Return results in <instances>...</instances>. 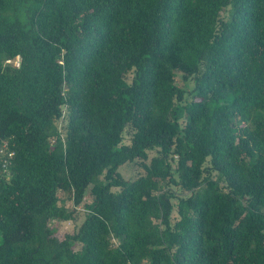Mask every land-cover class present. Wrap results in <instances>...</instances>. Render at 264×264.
<instances>
[{"label":"trees","instance_id":"obj_1","mask_svg":"<svg viewBox=\"0 0 264 264\" xmlns=\"http://www.w3.org/2000/svg\"><path fill=\"white\" fill-rule=\"evenodd\" d=\"M0 264H264V0H0Z\"/></svg>","mask_w":264,"mask_h":264},{"label":"rangeland","instance_id":"obj_2","mask_svg":"<svg viewBox=\"0 0 264 264\" xmlns=\"http://www.w3.org/2000/svg\"><path fill=\"white\" fill-rule=\"evenodd\" d=\"M228 16H229L228 15V9H226L222 12V18L224 20H226V19H228ZM18 64H19V61H17L15 65L17 66ZM131 78H132V76H130L129 79H131ZM176 82H177V84H179L181 86L185 85V82L183 81L180 73H178V76L176 78ZM124 143L130 144V137L128 135H126ZM153 155H155V153H150V157H152ZM140 163L141 162L137 161V162L126 164L125 166L121 167L120 172L123 174L124 178H126V179H132V180L137 179L139 176L146 174L145 170L143 169V167L141 166ZM60 196H61V198L65 197V195H62V194ZM91 201H92V197L89 194V195H87L85 202L90 203ZM65 206L69 209H71L73 207L71 201L66 202ZM79 210H80L81 214L79 216L78 224L83 221L84 215H85L82 207ZM177 216L178 215L175 212L174 213V221L177 219L176 218ZM51 226L52 227H58L57 237L60 239H64L66 234H72L75 232V229L77 227V223L71 222V221L70 222L52 221ZM114 243L116 244L117 241L114 240Z\"/></svg>","mask_w":264,"mask_h":264},{"label":"built area","instance_id":"obj_3","mask_svg":"<svg viewBox=\"0 0 264 264\" xmlns=\"http://www.w3.org/2000/svg\"><path fill=\"white\" fill-rule=\"evenodd\" d=\"M10 62V61H9Z\"/></svg>","mask_w":264,"mask_h":264}]
</instances>
